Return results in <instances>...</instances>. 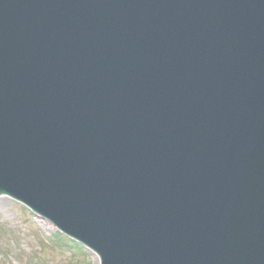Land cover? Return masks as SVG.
I'll list each match as a JSON object with an SVG mask.
<instances>
[{
    "label": "water",
    "instance_id": "water-1",
    "mask_svg": "<svg viewBox=\"0 0 264 264\" xmlns=\"http://www.w3.org/2000/svg\"><path fill=\"white\" fill-rule=\"evenodd\" d=\"M0 194L100 264H264V0H0Z\"/></svg>",
    "mask_w": 264,
    "mask_h": 264
},
{
    "label": "rangeland",
    "instance_id": "rangeland-1",
    "mask_svg": "<svg viewBox=\"0 0 264 264\" xmlns=\"http://www.w3.org/2000/svg\"><path fill=\"white\" fill-rule=\"evenodd\" d=\"M23 204L0 195V264H98L96 255L64 238Z\"/></svg>",
    "mask_w": 264,
    "mask_h": 264
}]
</instances>
